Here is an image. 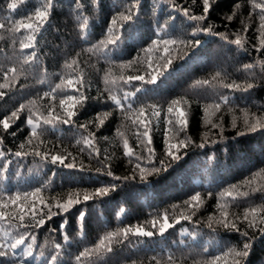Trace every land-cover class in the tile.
I'll use <instances>...</instances> for the list:
<instances>
[{"label":"trees","instance_id":"1","mask_svg":"<svg viewBox=\"0 0 264 264\" xmlns=\"http://www.w3.org/2000/svg\"><path fill=\"white\" fill-rule=\"evenodd\" d=\"M11 2L17 3L15 10L7 7ZM45 2L0 0V23L4 24L0 29V92L4 93L0 97V120L11 117L14 111L18 114V119H10L12 127L7 131L0 125V151L5 153L0 164L7 166V171L0 170V193L4 194L0 202L17 192L23 195L40 189L36 197L18 203L27 210L35 202L37 219H45L38 227L19 229L28 236L24 247L33 244L32 235L36 241L31 257L24 256V247L16 250L17 262L23 259L25 264H49V257L59 252L58 264H207L217 254L221 255L218 264H232V256L225 253L249 242L252 248L246 264H264V232L259 227L249 228L243 220L244 212L253 207L258 209L257 224L264 216V128L249 132L241 111L247 109L250 116L264 121V67L260 64L264 62V49L258 47L257 31L261 9L254 7L264 0H215L202 22L189 21L176 10V6L186 7L191 14L201 15L202 0H138V15L122 31L117 27L118 44L107 47L101 41L107 39L111 19L137 0H53L49 17L36 33L34 49H23L21 41L29 33L13 29L19 22H28L26 18ZM84 17L88 19L87 29L81 27ZM197 23L212 26L229 41L240 35L243 47L219 35L198 33L193 37ZM158 39L200 43L195 47L170 45L172 64L162 67L163 46L146 51ZM249 64L254 67L245 69ZM136 75L144 76V80L127 79ZM151 75H157L155 83L149 82ZM81 79L83 83L77 84ZM203 81L208 83H197ZM232 82L252 83L254 87L248 92L224 87ZM57 85L62 87L57 89ZM81 93L86 99H80ZM125 93L135 95L125 100ZM71 95L78 97L71 109L76 115L65 124L62 119L68 105L62 106L60 101ZM112 95L121 100V106L114 103ZM222 96L229 98L228 105L221 104L219 111L209 107L220 102ZM174 99L182 101L180 107L188 120L178 138L192 141L188 148L181 149L179 160L165 156L167 143L177 139L166 123L175 119L174 114L167 113ZM154 110L160 112L159 117L152 115ZM30 115L39 118L41 124L50 115L59 119L53 121L54 126L42 124L43 133L38 129V135L32 137L26 123ZM141 118L151 120L148 127L154 163L159 166L160 160L166 162V170L146 173L145 179L140 178L134 157L130 162L124 147L127 140L136 155L146 154V139L142 138L144 144L137 141L138 131L143 130L137 124ZM84 124L87 130L81 127ZM213 124L219 126L214 128ZM89 133H95L92 139L98 155L94 151L90 155L84 143ZM21 143L25 145L22 150ZM201 143L205 147H198ZM15 151L41 155L16 157L12 155ZM52 155L66 157L64 164H53ZM68 164L74 167H66ZM101 187H108V193L96 196ZM227 191L235 199L222 197ZM197 193L201 201L192 207L196 202L191 197ZM84 195L91 198L85 201ZM69 198L80 202L73 203L68 211L55 207ZM221 204L239 231L218 223L222 219ZM0 211L17 214L11 205ZM81 212L85 213L83 222L78 220ZM165 216L173 226L161 234ZM249 219H253L251 214ZM30 220L31 214L24 223L28 225ZM152 221H156L155 227ZM16 224L18 221H13L10 228L7 222H0V240L5 230L11 236L18 235ZM129 227H140L153 235L129 232L124 238L123 229ZM113 232L117 235L100 246V241ZM57 243L60 249L55 248ZM85 249L89 255L77 260ZM0 264H8L7 258H0Z\"/></svg>","mask_w":264,"mask_h":264},{"label":"snow or ice","instance_id":"2","mask_svg":"<svg viewBox=\"0 0 264 264\" xmlns=\"http://www.w3.org/2000/svg\"><path fill=\"white\" fill-rule=\"evenodd\" d=\"M195 2V0H193ZM215 2V0H202L203 4V13L201 15H195L191 14L190 10L186 7H179L176 6V10L181 11L183 15L192 22H202L207 19V14L210 12L212 8V4ZM7 7L11 10H15L17 8V3L16 2H11L7 5ZM240 5L237 4L236 8H239ZM254 7L261 9V14H260V24L258 26V33L259 35V40H258V47L260 49H264V3H259L255 4ZM53 8V0H46V2L43 4L41 8L36 9L34 12V15L28 16L26 19L28 22H19L16 24L15 28L13 29L14 31H19L20 29H24L27 31L29 34L25 36V38L21 41L22 48L23 49H34V41L36 40V33L38 32L39 28L42 27L43 23L47 20L49 17V10ZM138 15V0L135 3H132L129 5L126 9V11H122L117 13L116 16H114L111 21H110V27L107 29V39L105 41H101V44H103L105 47L107 45H117L118 41L120 39L119 36L115 35L117 27L122 31L124 29V25L126 23H130L134 20V17ZM33 19L35 20V23H33ZM77 19L79 20L80 17L78 16ZM229 20L232 19L231 16L228 17ZM82 29H87L88 27V19L87 17L83 18V22L81 25ZM4 28V24L0 23V29ZM247 28H245V31ZM198 33H208V34H213V35H219L221 38H223L225 41H228L229 43H232L236 46L243 47L242 40L243 38L240 35H236V38L234 40H228V36L223 33H216L214 32L212 26H207V27H201L199 23H197L194 31L191 33L193 37H195ZM181 44L184 47H195L199 45L200 41L199 40H180L177 41L175 39H158L153 41L152 47L146 49L147 52H151L154 49H160L161 45L162 51L164 52L165 56L162 57L164 59V65L162 67H167L172 64V58L169 55L171 49L170 45H177ZM254 47H256L254 45ZM32 56H35V51H32L31 53ZM72 63H75L73 61ZM261 67H264V62H260ZM71 67V64L68 65ZM149 67L151 68L152 65L150 64ZM245 69L251 70L254 65L249 64L244 66ZM11 72L15 73L16 69L12 68ZM162 73H157V75H161ZM157 75H151L150 81L151 83H155L157 81ZM220 73H217V76H219ZM5 79H7V74H5ZM129 81L131 80H139L143 81L144 76L142 75H136V76H129L127 78ZM67 83L69 85L73 84L72 80H68ZM77 84H82L83 81L77 80ZM114 83V82H113ZM198 84L200 83H208V81H203V82H197ZM6 86V85H5ZM57 89H60L62 85H57ZM224 87L232 89L234 91H243V92H248L250 89L254 87L252 83H245V84H238L236 82H232L229 84L224 85ZM139 91V89L137 90ZM4 95L3 92H0V97ZM135 93H125L124 94V99L128 100L130 96H134ZM80 99H86V97L83 96V93L80 94ZM111 99L114 101V103L117 106H121V100L118 99L115 95L111 96ZM69 101H72V104H69ZM78 102V97L76 95H71L68 96L66 100H61L60 103L61 105H68V107L64 108V116L66 118L62 119V122L65 124L70 123V118L76 115V112L71 110L72 108L75 107V103ZM182 101L180 99H174L171 101L167 108V113L168 114H174L175 119H168L166 123L172 127L168 129V131L173 132L174 136L177 138L175 143L168 142L166 145V151H165V156L167 158H170L171 160H179L181 158V149H186L188 148L191 144L192 141L190 138H185V139H179V135L181 132H184L185 129L187 128L188 125V120L186 118L187 114L186 112L180 107ZM186 103V102H185ZM221 104L228 105L229 104V98L227 96H222L220 98V102H214L212 105L209 107L214 108L216 111H219L221 109ZM23 107V106H22ZM153 109H155V106H152ZM129 110L131 109V105H128ZM141 116L143 115L144 109L141 108L140 110ZM207 111V108H206ZM241 111L244 112L245 115V126L249 132H256L260 128H264V121H262L259 117H256L254 114L251 116L249 115V112L247 109H242ZM152 115L159 117L160 112L157 110H154L152 112ZM10 119H18V114L17 112H12L11 117H5L4 119L0 120V125H2L3 129L7 131L12 127L10 123ZM59 119L58 117H53L49 116L46 118H43L42 124L43 125H53V121ZM26 123L30 126V131H31V136L36 137L38 135L37 130L41 129V134L43 133L44 129L42 128V124L39 122V118L33 119V117L30 115L26 121ZM91 123V121H89ZM151 123L150 119H138L137 124L139 128H142V131H138L137 133V141L141 144L145 143L146 139V144H145V152L146 154L141 156V155H136L134 150L128 146L127 140L124 141V147L126 149L125 155L131 159L134 157L135 159V169L139 170L140 172V178L145 179L146 178V173L151 174H159L161 169L164 168L166 170V162L165 160H160L159 161V166H156L154 163V156H155V150L150 147L152 144V136L150 134V128L148 125ZM99 124H103V120L99 121ZM54 126V125H53ZM219 125L213 124L212 127H218ZM82 128L87 130L88 125L84 124L81 125ZM240 135H244V132L239 133ZM12 135H15V133H12ZM95 136V133H89L87 137L84 140V143L88 145L90 151V155L93 154V151L95 152L96 155L99 154V150L95 149L94 143H93V137ZM145 138V139H142ZM29 144L31 143V139L27 141ZM79 142V141H78ZM0 144H2V140H0ZM20 149H24L25 145L21 143L19 145ZM198 147L203 148L205 147L204 143H201L198 145ZM29 154H34L36 156H40L41 154L39 152H34V153H29V152H24V151H15L12 153V155L16 157H21ZM5 153L3 151H0V158H4ZM45 158V157H42ZM66 157L60 156V155H52L51 156V162L53 164L59 162L60 164H64V160ZM74 159V158H73ZM212 159V157H210ZM144 161H146V164H144ZM7 163H10L8 161ZM151 166L149 168L148 166ZM66 167H74V164H68L65 165ZM0 170L2 171H7V166L6 164H0ZM111 175V173H109ZM132 179H135V175L131 177ZM116 180H120L121 177H114ZM123 179H129V177H124ZM251 183V182H249ZM112 188H115V185L111 186ZM40 189H37L35 192L28 193L25 192L23 195L20 192H17L15 196L9 195L7 197V200L5 202H0V208L3 209H8L9 206H13L17 210L16 215H12L7 211H0V222H7L8 227H13V221H18V224L15 225L14 230L18 232V235L16 236H11V233L9 231H4V239L0 240V258H7L8 264H25V261L23 259H20L17 262L15 252L17 249L22 248L25 246V241L28 238V236L23 233L19 232L20 228H26L28 226L32 227H38L40 225H43L45 223V219L43 216L41 218L37 219L36 217V209H35V202L32 203V205L26 210L25 206L20 202L22 199H27L29 196L36 197L39 193ZM109 191L108 187H101L96 190L95 195L96 196H102L106 195ZM3 193H0V197H3ZM210 195V193H209ZM223 196H228V197H235L233 196V193L231 191H227L225 193L221 194ZM243 195L247 196V193H243ZM91 197L88 195H84L83 199L85 201L89 200ZM191 201L196 202L195 204H192V207H197L199 202L201 201V196L199 193L191 197ZM79 199H76L73 201V199L69 198L65 203H57L55 207L63 210V211H68L70 209V206L73 205V203H79ZM222 211H221V216L222 219L218 221L224 228L226 229H234L236 231H239V228L237 227V224L235 220H229L228 219V212L223 211L224 205L221 204L219 206ZM31 214V220L28 225L24 223L25 217L27 215ZM253 216V219H249V215ZM258 215V209L257 208H250L246 210L243 214V220L248 222V227L249 228H255L259 227V230L261 232H264V216H261L259 218V224H257V221L255 217ZM48 218H51V210L49 209V214ZM85 218V213L81 212L78 220L80 222H83ZM184 219H190V217H183ZM236 219H240L239 217H236ZM179 221H177L178 223ZM153 227H155L156 221H152ZM173 225L168 223L167 216L164 217V223L160 225V233L163 234V232L172 227ZM209 227H212V224L209 223ZM129 232H133L136 235H143V236H152L153 233L151 231H145L144 229L140 227H136L135 229L129 227L123 229V237L127 238ZM117 233L113 232L108 235H106L101 241H100V246L105 245V241H110L112 237L116 236ZM244 236H248V232L245 231L243 233ZM11 236V239L9 237ZM67 239V237H65ZM31 240L33 241V244L36 241V237L34 235L31 236ZM33 244H28L26 247H24V256L25 257H31L33 255ZM56 249H60L61 245L60 244H55ZM252 248V244L249 242H244L242 244V247L237 250L235 248L229 249L225 255H231L232 256V264H246V258L250 255V250ZM108 251H111V248L109 247L107 249ZM89 255V250L85 249L84 252L80 253L76 257L77 260H80L82 256H87ZM40 256H44V252H40ZM60 256V253L57 252L55 255H51L49 257V264H58V257ZM155 259V258H154ZM171 257H169V261H171ZM221 260V255L217 254L215 255L211 261L207 262V264H218V262Z\"/></svg>","mask_w":264,"mask_h":264}]
</instances>
